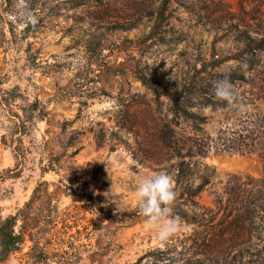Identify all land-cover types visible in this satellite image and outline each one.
<instances>
[{
    "label": "rangeland",
    "instance_id": "1",
    "mask_svg": "<svg viewBox=\"0 0 264 264\" xmlns=\"http://www.w3.org/2000/svg\"><path fill=\"white\" fill-rule=\"evenodd\" d=\"M226 74L236 106L213 93ZM146 80L194 86L187 115ZM52 158L60 165L44 173ZM182 160L215 173L197 197L205 219L167 240L143 215L111 223L72 194L135 210L138 179L163 170L175 180ZM263 178L264 0H0V221L43 182L61 213L82 206L80 228L109 225L99 232L121 247L103 264H264ZM91 253L72 264H101Z\"/></svg>",
    "mask_w": 264,
    "mask_h": 264
},
{
    "label": "trees",
    "instance_id": "2",
    "mask_svg": "<svg viewBox=\"0 0 264 264\" xmlns=\"http://www.w3.org/2000/svg\"><path fill=\"white\" fill-rule=\"evenodd\" d=\"M147 81L145 83L150 85L158 97L166 96L172 102L171 109L175 114L187 115L183 100L185 93L193 91L194 86L173 87ZM161 139L165 147H173L165 132ZM227 147L220 148L231 152L239 151L236 146ZM78 151L79 149L75 150L70 157H74ZM55 164L60 165L58 159H50L43 167V172L53 170ZM177 167L179 171L175 179V191L178 197L173 205L172 214L181 222L187 223L197 222L200 218L205 219L195 212L202 208L197 197L206 186L211 184L215 170L206 162H203L199 168L197 162H186L185 160L180 161ZM261 182L264 187V178ZM43 185V182L39 183L35 188L32 198L26 203V209H22L17 214L10 215L0 221V264L11 262L12 258L18 254H20V264H50L51 262L72 264V255L76 252L81 255L83 251L92 252L90 256L93 262L103 264V255L121 247L116 245L113 239L104 240L105 235H111L110 232H99V229L108 228L109 225L98 226L93 224L94 227L84 226L80 228V219H83L80 216L84 213L80 204H73L72 208L67 207L61 213L58 204L52 205V202L48 201V198L54 201L56 196L50 193L49 187L43 189ZM65 186L69 189L68 185ZM62 191L69 195L67 190L62 189ZM72 194L85 196L90 203V209L104 215L111 223L123 222L142 215L139 207L130 211L111 212L105 210L104 206L107 202L103 200L101 195L94 194V192L80 194L73 191ZM38 201H40L39 204L42 208L37 206ZM217 201L219 204L223 203L220 197ZM75 227L77 228L76 232H72ZM28 236L32 238L33 244L24 253ZM96 236L99 239L95 247L92 240ZM84 239L90 242L86 243L83 241ZM142 259L143 257L134 264H139Z\"/></svg>",
    "mask_w": 264,
    "mask_h": 264
},
{
    "label": "clouds",
    "instance_id": "3",
    "mask_svg": "<svg viewBox=\"0 0 264 264\" xmlns=\"http://www.w3.org/2000/svg\"><path fill=\"white\" fill-rule=\"evenodd\" d=\"M213 93L218 100L230 106L238 103L236 85L229 75L213 82ZM240 104L239 108L243 109ZM135 195L141 214L156 230L157 238L167 240L181 230L182 223L173 213L177 193L175 180L166 171L153 172L138 179Z\"/></svg>",
    "mask_w": 264,
    "mask_h": 264
}]
</instances>
